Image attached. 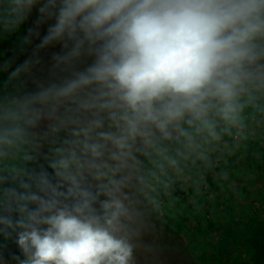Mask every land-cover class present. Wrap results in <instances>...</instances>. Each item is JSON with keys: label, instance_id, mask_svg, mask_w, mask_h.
Here are the masks:
<instances>
[{"label": "clouds", "instance_id": "obj_1", "mask_svg": "<svg viewBox=\"0 0 264 264\" xmlns=\"http://www.w3.org/2000/svg\"><path fill=\"white\" fill-rule=\"evenodd\" d=\"M257 128L264 0H0V264H136Z\"/></svg>", "mask_w": 264, "mask_h": 264}, {"label": "rangeland", "instance_id": "obj_2", "mask_svg": "<svg viewBox=\"0 0 264 264\" xmlns=\"http://www.w3.org/2000/svg\"><path fill=\"white\" fill-rule=\"evenodd\" d=\"M212 158L215 166L206 173V184L199 185V193L192 179L178 181L160 209L164 220L154 212L143 217L139 235L133 237L136 264H254V251L246 238L254 237L256 229L251 232L250 227L256 224L247 226V222L262 217V208L255 204L244 209L243 221L234 211L226 214L224 198L232 199L235 189L227 194L224 188L223 180L230 182V175L224 172L222 151L213 153ZM227 160L235 164L232 157Z\"/></svg>", "mask_w": 264, "mask_h": 264}, {"label": "crops", "instance_id": "obj_3", "mask_svg": "<svg viewBox=\"0 0 264 264\" xmlns=\"http://www.w3.org/2000/svg\"><path fill=\"white\" fill-rule=\"evenodd\" d=\"M256 131L255 142L249 141L247 147L244 145L239 147L235 145L229 146L233 149L234 156L233 154L228 155L226 150H221L226 159L224 172H229L230 175L228 177L230 182L227 178L223 180L224 188H226L227 194H230L232 187L235 189V193H232L234 194L232 199L224 198L225 213L231 214V211H234L235 215H239L238 220L243 221L244 209L249 210V208L254 207L252 205L257 204L258 207L262 208L259 213L262 217H252L250 222L254 224L258 222L264 223V150L261 149V142L264 141V136L260 134L259 128ZM228 157L233 158L235 161L234 165L227 163ZM251 247H253L252 251H254V245H251Z\"/></svg>", "mask_w": 264, "mask_h": 264}, {"label": "trees", "instance_id": "obj_4", "mask_svg": "<svg viewBox=\"0 0 264 264\" xmlns=\"http://www.w3.org/2000/svg\"><path fill=\"white\" fill-rule=\"evenodd\" d=\"M154 213L162 221L164 220L163 212L161 210ZM251 224L254 223H250V221L247 222V226H250ZM252 228L256 229L254 237H252V235L250 234V236L246 238V242L250 245H254V264H264V223L258 222L256 226L252 225L250 227L251 232Z\"/></svg>", "mask_w": 264, "mask_h": 264}]
</instances>
